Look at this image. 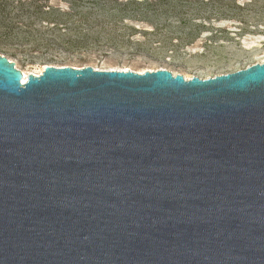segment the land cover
I'll return each instance as SVG.
<instances>
[{
  "label": "water",
  "instance_id": "water-1",
  "mask_svg": "<svg viewBox=\"0 0 264 264\" xmlns=\"http://www.w3.org/2000/svg\"><path fill=\"white\" fill-rule=\"evenodd\" d=\"M23 79L0 56V264H264V63Z\"/></svg>",
  "mask_w": 264,
  "mask_h": 264
},
{
  "label": "rangeland",
  "instance_id": "rangeland-1",
  "mask_svg": "<svg viewBox=\"0 0 264 264\" xmlns=\"http://www.w3.org/2000/svg\"><path fill=\"white\" fill-rule=\"evenodd\" d=\"M6 1L17 6L19 0ZM22 1L28 3L34 0ZM228 1L243 6L244 10L235 14L227 12L212 15V10L207 9L196 17H189L191 21L206 25V28L200 29L201 35L183 43L178 49L168 44L164 49H158L152 36L137 34L129 45L89 44L85 48L67 50L57 43L62 39H75L83 35L103 37L98 33L103 19L97 17L96 13L88 15L90 28L83 22L78 34L72 30L73 21L78 20V17L67 20L66 17L53 16L49 19L59 27L53 29L52 25L45 24L46 15L37 18L19 17L16 9L8 7L4 13H0V56L12 62L23 77L24 74L40 75L45 66H53L136 73L167 70L186 80L193 77L208 79L264 63V0ZM37 4L44 7L43 11L57 9L70 12L71 7L68 0H37ZM1 23H13L17 29L8 34ZM128 25L140 30H152L154 27L145 21H128ZM27 30L35 37L22 33ZM171 37L175 39L176 35ZM46 42L50 44L46 45Z\"/></svg>",
  "mask_w": 264,
  "mask_h": 264
},
{
  "label": "trees",
  "instance_id": "trees-1",
  "mask_svg": "<svg viewBox=\"0 0 264 264\" xmlns=\"http://www.w3.org/2000/svg\"><path fill=\"white\" fill-rule=\"evenodd\" d=\"M71 3L70 12H61L57 9L43 11V6L37 4V0L24 2L19 0L17 6L13 2L0 0V13H4L9 7L18 11V16L32 18L44 16V22L52 25L53 29H59L56 22L51 17H66L73 21V31L78 30L81 25L87 24L90 28L87 17L96 13V16L103 19L99 34L103 37L90 38L88 35L79 36L75 39H62L60 44L64 49L85 48L89 44L100 46H124L132 42V38L137 34L143 37L152 36L155 39L154 45L158 49H164L167 44L174 49H178L183 43L192 41L197 35H201L200 29H205L206 25L191 21V16L196 17L207 9L213 14H235L244 10L243 6L236 5L227 0H68ZM106 19V20H104ZM104 21L106 23H104ZM128 21H145L153 25L152 30L135 28L128 25ZM84 22V23H83ZM8 32H14L17 27L13 23H1ZM105 26V27H104ZM92 28V27H91ZM223 31V30H218ZM29 37L35 35L30 31H22ZM9 34V33H8ZM176 35L175 39L171 36ZM26 39V38H25ZM103 39V40H102ZM27 40V39H26ZM49 45L50 42H46ZM141 46V45H139Z\"/></svg>",
  "mask_w": 264,
  "mask_h": 264
},
{
  "label": "bare ground",
  "instance_id": "bare-ground-1",
  "mask_svg": "<svg viewBox=\"0 0 264 264\" xmlns=\"http://www.w3.org/2000/svg\"><path fill=\"white\" fill-rule=\"evenodd\" d=\"M25 78H26V76H25V74H24V79H23V83L25 82Z\"/></svg>",
  "mask_w": 264,
  "mask_h": 264
}]
</instances>
